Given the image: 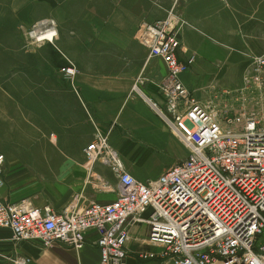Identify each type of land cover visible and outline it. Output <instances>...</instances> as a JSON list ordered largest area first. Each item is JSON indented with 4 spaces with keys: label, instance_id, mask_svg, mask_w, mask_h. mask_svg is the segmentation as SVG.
<instances>
[{
    "label": "crops",
    "instance_id": "crops-1",
    "mask_svg": "<svg viewBox=\"0 0 264 264\" xmlns=\"http://www.w3.org/2000/svg\"><path fill=\"white\" fill-rule=\"evenodd\" d=\"M10 8L20 35L17 46L0 47V199H28L57 211L116 198L111 170L90 164L84 154L96 128L110 131L111 145L142 181L164 172L153 178L142 170L154 148L178 153L179 160L188 154L159 114L165 100L158 84L167 68L161 59L148 60L137 39L140 26L173 16L182 24L178 56L184 62L193 54L219 59L227 56V45L264 35V0H11ZM45 19L55 22L53 43L26 44L24 30ZM213 35L225 42L215 43ZM71 63L72 80L62 71ZM197 74L190 65L183 81L200 98L204 75ZM240 85L235 80L223 86ZM148 232L146 224L135 226L133 240L146 243ZM96 239L88 232L79 251L60 241L44 248L37 241H15L1 228L0 264L21 257L30 264H97Z\"/></svg>",
    "mask_w": 264,
    "mask_h": 264
},
{
    "label": "built area",
    "instance_id": "built-area-1",
    "mask_svg": "<svg viewBox=\"0 0 264 264\" xmlns=\"http://www.w3.org/2000/svg\"><path fill=\"white\" fill-rule=\"evenodd\" d=\"M181 25L169 15L140 26L137 39L148 49V60L161 59L167 68L158 84L165 100L159 114L187 156L155 179L142 181L128 171L111 145L110 131L96 128L84 154L90 164L101 162L111 170L118 183L116 198L65 211L36 207L28 199H0V229L10 230L13 240L37 241L44 248L60 241L79 251L88 232H95L97 264H133L128 248L133 229L146 224V244L158 251L140 253L144 260L264 264V52L253 55L245 66L239 87L212 86L227 99L215 109L184 84L193 57L179 59ZM54 27L53 20L45 19L24 34L33 44L41 42L38 35L51 32L47 41L53 43ZM62 71L71 80L76 74L73 64ZM138 82L141 79L133 91L139 90ZM4 160L0 152V167ZM14 263L30 260L21 257Z\"/></svg>",
    "mask_w": 264,
    "mask_h": 264
},
{
    "label": "rangeland",
    "instance_id": "rangeland-1",
    "mask_svg": "<svg viewBox=\"0 0 264 264\" xmlns=\"http://www.w3.org/2000/svg\"><path fill=\"white\" fill-rule=\"evenodd\" d=\"M10 2L11 0H0V47H13L15 45L17 46L18 41L15 35H20V28L16 22L14 13L10 8ZM178 27L179 26H177V28ZM23 35L26 38V44H30L31 41L29 35H25L24 33ZM178 36L181 39V35ZM220 36L222 37V35ZM212 38L214 39L215 43L225 42L218 40L219 37L217 35H213ZM221 39H225V37ZM227 47H224L225 51L228 53L227 56H220V60L210 59V57L206 59L205 56L198 54L191 55V57H193L191 70L193 66H196L198 71L197 75H204H202V78H199L201 79L199 80V83L201 85L197 87V89L201 91V97L199 99L204 104L206 103L208 105H212L215 109L221 107L222 101L220 100L227 101V99L225 98V95H222L219 92L213 90L212 86L215 84L227 86L230 82H233L235 80L242 83V72L245 66L251 60L253 55H258L264 52V35H248L247 37L244 36L236 46L233 45L229 47V45H227ZM219 73H222L223 77H218ZM231 88L234 87L232 86ZM180 152L181 151H179V153ZM178 155V153L172 155L169 151L156 147L149 154H147L142 164V170L145 175L155 178L161 172L166 171L169 168L168 166H170L172 162H177L179 160ZM173 156H176V158ZM128 248L130 251V263L170 264L168 263V261L163 262L159 258L147 260L140 258V253L142 252L158 251V248H155L142 241L132 240Z\"/></svg>",
    "mask_w": 264,
    "mask_h": 264
},
{
    "label": "bare ground",
    "instance_id": "bare-ground-1",
    "mask_svg": "<svg viewBox=\"0 0 264 264\" xmlns=\"http://www.w3.org/2000/svg\"><path fill=\"white\" fill-rule=\"evenodd\" d=\"M45 35H46V36H45ZM52 35H53V33L48 32V33H45V34H42V35H38V36H39V37H43V38L40 39L41 42H46L48 38H51V37H52ZM147 37L149 38L150 36H147ZM54 38H55V37H54ZM54 38H53V39H54Z\"/></svg>",
    "mask_w": 264,
    "mask_h": 264
}]
</instances>
